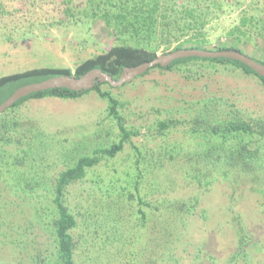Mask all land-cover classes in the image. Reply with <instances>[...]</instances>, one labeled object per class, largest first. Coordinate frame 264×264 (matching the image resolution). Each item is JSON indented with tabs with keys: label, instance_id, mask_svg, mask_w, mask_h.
Returning a JSON list of instances; mask_svg holds the SVG:
<instances>
[{
	"label": "trees",
	"instance_id": "1",
	"mask_svg": "<svg viewBox=\"0 0 264 264\" xmlns=\"http://www.w3.org/2000/svg\"><path fill=\"white\" fill-rule=\"evenodd\" d=\"M85 6L93 16L102 18L116 42L74 70L42 66L0 76V93H4L0 104L25 84L58 75L79 77L93 68L118 79L125 67L180 48L234 49L264 64V58L247 51L264 38L261 0H89ZM66 11L69 13L68 6ZM230 68L256 76L264 86V76L239 60L190 56L167 66L156 65L121 87L97 82L89 90L58 87L33 92L2 112L0 226H8L18 213L28 214L23 228L13 221L18 226L12 231L19 238L17 244L23 242L21 247L33 257L31 264H134L137 229L150 221L154 225L149 232L157 240L167 227L169 236H176L175 242L174 237L164 240L160 255L181 263L176 247L184 238L185 217L205 210L200 209L198 195L171 198L166 193L171 187L172 163L178 162L177 157L186 158L174 168L201 187H209L217 179L254 176L258 180L264 172V116L243 113L234 103H227L226 109L224 97L212 91L208 81L202 84L200 97L194 94L187 99L180 93L184 96L177 102L162 98L150 106L148 115L132 105L124 89L154 70L181 75L195 72L199 79L210 70V79L213 71ZM92 91L105 101L116 137L89 153L75 155L70 145L61 141L58 130H48L32 118L24 120L17 111L30 99H78ZM178 128L183 130L182 140L190 141L188 147L183 141L168 140L169 132ZM128 145L131 149L125 151ZM125 153L129 159L118 169L119 157ZM109 166L114 167V173L106 178L100 176L102 171L96 175ZM87 179L103 193L90 214L76 210L71 194V188ZM125 199L137 207L133 224L124 213ZM9 206L17 210L10 212ZM96 208L100 210L92 214ZM244 229L239 226L240 248L248 236Z\"/></svg>",
	"mask_w": 264,
	"mask_h": 264
},
{
	"label": "rangeland",
	"instance_id": "2",
	"mask_svg": "<svg viewBox=\"0 0 264 264\" xmlns=\"http://www.w3.org/2000/svg\"><path fill=\"white\" fill-rule=\"evenodd\" d=\"M87 1L0 0V76L42 66L69 67L74 70L83 60L114 44L115 37L102 18L93 16V12L86 8ZM83 2L85 5H81ZM67 6L69 13L66 11ZM248 49L252 55L264 58V38ZM195 69L200 70L196 66ZM208 71L210 73V70L205 73ZM209 73L199 79L195 72L181 75L154 70L138 78L134 85L126 87L124 94L133 106L148 115L152 113L150 106L162 98L177 102L185 94L187 99L194 94L200 97L202 84L208 81L211 90L224 97L226 109L229 108L227 103L230 106L234 103L243 113L264 116V86L256 76L236 68L213 71L210 79ZM3 95L0 93V100ZM105 107V101L92 91L78 99H30L17 111L24 120L32 118L48 130H58L61 141L68 143L74 154L79 155L89 153L97 145L116 137ZM181 131L179 128L171 130L168 140L179 144L183 141V145L188 147L190 141L182 140ZM66 137L68 141H65ZM157 138L156 141L160 142L161 138ZM135 139L137 142L142 141ZM151 145L156 147L153 141ZM129 149L130 145L125 151ZM125 157L126 153L119 157L118 169H122L129 159ZM177 158L178 162H173L174 166L169 170L172 182L166 193L171 198L198 195L200 209L206 212L199 210L192 217H185L188 224L184 229V238L176 247L181 263L169 259L167 255L162 257L159 253L164 240L174 237L169 236V227L160 231V239L157 240L155 234L149 232L153 229L154 221H150L146 227L140 226L132 247L134 264H264V172L258 180L254 176L230 181L217 179L209 187H201L174 168L175 165L179 168L178 164L186 159L183 156ZM114 170L113 166H109L98 170L100 172L96 175L103 172L104 175L100 176L106 178L105 175L114 173ZM96 187L93 181L87 179L71 188L77 211L86 210L90 214L96 202L103 199V193ZM124 203L127 205L124 213L133 224L137 207H131L132 202L126 199ZM9 210L12 212L17 209L9 206ZM99 210L96 208L92 214ZM27 220L28 214L18 213V217L12 218L8 226H0V264H31L33 257L25 253L23 242L17 244L19 238L12 231L18 226L13 221L22 224L23 228ZM239 226L244 227V232L249 236H245L242 248L239 245ZM31 251L33 254L32 248Z\"/></svg>",
	"mask_w": 264,
	"mask_h": 264
},
{
	"label": "water",
	"instance_id": "3",
	"mask_svg": "<svg viewBox=\"0 0 264 264\" xmlns=\"http://www.w3.org/2000/svg\"><path fill=\"white\" fill-rule=\"evenodd\" d=\"M190 56L199 57H226L239 60L251 67L259 75L264 76V64L257 61L250 55L234 49L211 50L199 48H180L167 53L159 54L150 61H145L137 66H127L123 69L118 79L110 73L104 72L100 68H93L83 75L77 77L71 75H58L47 78L39 82L25 84L16 89L3 103L0 104V114L11 107L20 98L33 92L43 91L51 88L67 87L73 90H89L94 88L97 82H108L112 86H122L124 83L132 81L137 76L145 73L148 69L156 66H167L173 60Z\"/></svg>",
	"mask_w": 264,
	"mask_h": 264
}]
</instances>
